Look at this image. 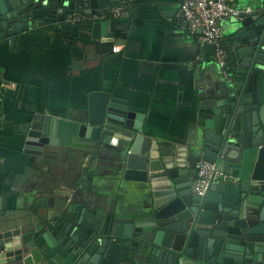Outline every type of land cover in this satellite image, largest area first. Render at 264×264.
Here are the masks:
<instances>
[{
  "label": "water",
  "instance_id": "1",
  "mask_svg": "<svg viewBox=\"0 0 264 264\" xmlns=\"http://www.w3.org/2000/svg\"><path fill=\"white\" fill-rule=\"evenodd\" d=\"M122 2L0 0V41L74 14H109ZM239 23L227 98L192 150H162L147 141L137 134L143 115L120 108L104 92L89 95L86 120L51 117L43 135L30 133L45 144L91 151L124 142V179L143 184L151 204L134 214L128 205L107 211L97 202L96 209L80 210L63 202L34 229L1 224L0 264H264V12ZM110 27L107 20L86 28L101 39ZM204 49L216 54L213 45ZM200 161L232 180L214 184L206 197L195 194Z\"/></svg>",
  "mask_w": 264,
  "mask_h": 264
},
{
  "label": "crops",
  "instance_id": "2",
  "mask_svg": "<svg viewBox=\"0 0 264 264\" xmlns=\"http://www.w3.org/2000/svg\"><path fill=\"white\" fill-rule=\"evenodd\" d=\"M183 1L123 0L113 9L123 5L129 16L109 13L99 20L111 23L101 39L86 28L93 22H64L0 41V225L34 229L63 202L80 210L100 202L106 210L115 204L134 214L146 211L149 190L124 179V142L91 151L45 144L30 133L43 135L51 117L86 120L89 95L104 92L120 108L143 115L137 134L147 141L162 150H192L213 123L217 103L227 98L231 78L207 54L202 31L180 17ZM229 2L264 12V0ZM239 22L221 23L229 66Z\"/></svg>",
  "mask_w": 264,
  "mask_h": 264
},
{
  "label": "built area",
  "instance_id": "3",
  "mask_svg": "<svg viewBox=\"0 0 264 264\" xmlns=\"http://www.w3.org/2000/svg\"><path fill=\"white\" fill-rule=\"evenodd\" d=\"M252 13L251 8L238 9L229 0H184L180 10V17L184 19L192 29L202 31V44L213 45L216 49L215 59L221 68L222 76L230 79L228 69L229 54L223 45V32L221 23L224 20H241L246 14ZM113 18L129 16L126 7L120 5L112 10ZM107 14L87 16L74 14L66 18L67 24L97 22L104 19ZM115 53L121 51L120 46L113 48ZM232 178L219 170L218 166L206 161L198 163V179L193 185L194 193L206 197L212 186L220 181L228 182Z\"/></svg>",
  "mask_w": 264,
  "mask_h": 264
},
{
  "label": "trees",
  "instance_id": "4",
  "mask_svg": "<svg viewBox=\"0 0 264 264\" xmlns=\"http://www.w3.org/2000/svg\"><path fill=\"white\" fill-rule=\"evenodd\" d=\"M82 25H85V23H82ZM88 25V24H87ZM46 31L47 30H51V28H49V29H45ZM225 49L227 50V48L225 47ZM227 52H228V54H229V51L227 50ZM231 65L229 66V61H228V69H229V72H230V70H231Z\"/></svg>",
  "mask_w": 264,
  "mask_h": 264
}]
</instances>
